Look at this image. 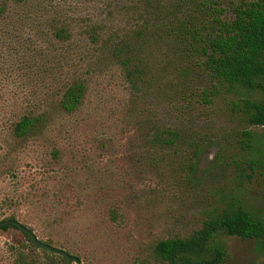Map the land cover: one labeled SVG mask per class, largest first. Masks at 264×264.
<instances>
[{
  "label": "rangeland",
  "instance_id": "374dc122",
  "mask_svg": "<svg viewBox=\"0 0 264 264\" xmlns=\"http://www.w3.org/2000/svg\"><path fill=\"white\" fill-rule=\"evenodd\" d=\"M241 1L209 0L225 18ZM176 4L0 0V220L16 214L40 240L54 222L83 264H159L152 257L158 241L187 237L227 207L264 220V128L249 126L237 107L264 95L210 82L186 64L192 72L184 79L169 66L178 59L172 46L134 44L147 25L163 34L165 19L152 16ZM124 41L159 67L137 90L114 54ZM77 82L86 94L69 114L60 102ZM207 88L211 104L202 102ZM30 108L46 120L37 135L16 140L13 127ZM149 125L194 133L204 142L199 159L184 145L151 150ZM197 160L190 179L188 165ZM28 195L34 204L20 203ZM222 239L225 264H264L259 242ZM24 240L18 230H0V264H14L12 247Z\"/></svg>",
  "mask_w": 264,
  "mask_h": 264
},
{
  "label": "trees",
  "instance_id": "16d2710c",
  "mask_svg": "<svg viewBox=\"0 0 264 264\" xmlns=\"http://www.w3.org/2000/svg\"><path fill=\"white\" fill-rule=\"evenodd\" d=\"M223 11L217 4L212 6L209 0H177V4L163 14L154 13L152 16L157 21L165 19L163 34L147 25L138 31L134 44L140 49L150 48L157 39L172 46L178 59L176 64L169 66L173 74H179L184 79L192 72L190 68L183 67L186 64L199 68L201 75L210 82L225 84L233 90L264 95V0L235 3L230 10V18H225ZM114 54L134 90L144 86L159 69L139 56L140 53L132 52V42L124 41L123 45L115 48ZM85 94L84 83L70 85L63 94L61 108L69 114L76 112ZM212 94L208 88L204 89L201 92L202 102L211 104ZM237 107L249 126L264 128V97L244 100ZM46 117L45 112L37 113L33 108L28 109L15 123L13 137L20 141L34 137L40 132ZM147 141L150 149L156 153H164L180 145L193 148L198 159L204 145L203 140L194 133L185 134L176 127L153 128L152 125H149ZM52 154L57 158L56 152ZM151 160L158 158L153 155ZM250 168L256 171L257 166L251 163ZM188 169L190 179H194L198 160L189 164ZM30 196H21L20 203L26 201L33 205ZM9 220L18 221L35 233L16 214L0 222ZM58 227L54 222H47L43 229L48 236L41 241L81 260L77 246L71 240L59 237ZM10 229L20 231L25 238L24 242L12 247L14 264H75L62 255L38 249L31 236L14 225L0 228L2 231ZM222 237L254 240L264 247V220L244 207H227L210 214L201 228L187 237L158 241L153 247L152 257L159 264H225L228 251Z\"/></svg>",
  "mask_w": 264,
  "mask_h": 264
},
{
  "label": "water",
  "instance_id": "95a60500",
  "mask_svg": "<svg viewBox=\"0 0 264 264\" xmlns=\"http://www.w3.org/2000/svg\"><path fill=\"white\" fill-rule=\"evenodd\" d=\"M9 225H14L17 228H19L20 230H22L23 232L29 234L35 244V246L38 249H47L53 253L62 255L64 257H66L67 259L73 261L75 264H83L82 260H80L78 257L70 255L68 252H66L65 250L56 248L54 246L48 245L44 242H42L37 236L36 234L31 231L29 228H27L26 226H24L22 223L18 222V221H4V222H0V228L3 226H9Z\"/></svg>",
  "mask_w": 264,
  "mask_h": 264
}]
</instances>
